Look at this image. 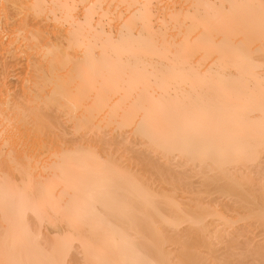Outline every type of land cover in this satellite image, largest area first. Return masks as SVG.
Instances as JSON below:
<instances>
[{
  "label": "bare ground",
  "instance_id": "1",
  "mask_svg": "<svg viewBox=\"0 0 264 264\" xmlns=\"http://www.w3.org/2000/svg\"><path fill=\"white\" fill-rule=\"evenodd\" d=\"M246 263L264 0H0V264Z\"/></svg>",
  "mask_w": 264,
  "mask_h": 264
},
{
  "label": "rangeland",
  "instance_id": "2",
  "mask_svg": "<svg viewBox=\"0 0 264 264\" xmlns=\"http://www.w3.org/2000/svg\"><path fill=\"white\" fill-rule=\"evenodd\" d=\"M12 63H13V62H12ZM12 63L10 64L9 67L12 69L11 71H13V70H14V72L16 71L15 73H18L19 71L17 72V70H19L20 68H24V66H23L24 63H23V62H21V63H23L22 65H20V62H19V66H20L19 69L16 68V67H18V66H17V63H15V64L13 63L14 66H13V68H12V67H11ZM9 67H8V68H9ZM10 68H9V70H10ZM20 70H21V69H20ZM14 72H13V73H14ZM259 237H260V236H259ZM259 237H256L255 240L259 241L260 238H262V237H260V238H259ZM246 264H249V263H246Z\"/></svg>",
  "mask_w": 264,
  "mask_h": 264
}]
</instances>
